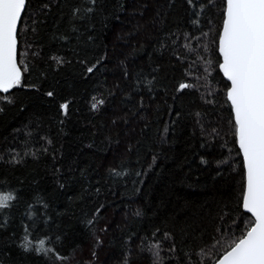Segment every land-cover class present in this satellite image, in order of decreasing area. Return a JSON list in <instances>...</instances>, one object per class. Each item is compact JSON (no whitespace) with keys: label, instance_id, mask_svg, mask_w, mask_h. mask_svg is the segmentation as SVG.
Listing matches in <instances>:
<instances>
[{"label":"trees","instance_id":"16d2710c","mask_svg":"<svg viewBox=\"0 0 264 264\" xmlns=\"http://www.w3.org/2000/svg\"><path fill=\"white\" fill-rule=\"evenodd\" d=\"M224 7L26 0L21 83L0 94V264H214L238 241Z\"/></svg>","mask_w":264,"mask_h":264},{"label":"snow or ice","instance_id":"6c2138e0","mask_svg":"<svg viewBox=\"0 0 264 264\" xmlns=\"http://www.w3.org/2000/svg\"><path fill=\"white\" fill-rule=\"evenodd\" d=\"M25 8L26 0H0V90L4 92L21 83L16 61L17 23ZM223 16L218 49L223 62L219 68L230 81L226 97L234 113L235 135L246 170L242 206L251 218L247 230L218 264H264V0H225ZM13 199L11 193L0 195V209L9 207ZM45 244L40 240L35 250L47 253L50 249ZM22 247L25 251L32 248L27 236Z\"/></svg>","mask_w":264,"mask_h":264},{"label":"water","instance_id":"95a60500","mask_svg":"<svg viewBox=\"0 0 264 264\" xmlns=\"http://www.w3.org/2000/svg\"><path fill=\"white\" fill-rule=\"evenodd\" d=\"M24 11V10H23ZM23 11H22V13H21V17H22V14H23ZM224 19V18H223ZM19 22L20 21H18V23H17V29H18V26H19ZM221 30H222V27H221ZM221 30H220V32H221ZM219 38H218V44H217V53H218V56L220 57V63H222L223 62V59H222V56H221V54H220V52H219ZM16 61H17V56H16ZM17 67H18V64H17ZM19 68V67H18ZM218 69H219V72H220V74H221V76L223 77V79L229 84V87H230V81H228L227 80V78L223 75V73H222V71L220 70V68H219V66H218ZM11 90V89H10ZM9 90V91H10ZM228 90V89H227ZM8 91V92H9ZM7 92H4V91H2V90H0V94H6ZM227 93V92H226ZM226 99H227V97H226ZM227 102L229 103V105H230V108H231V104H230V101H228V99H227ZM231 113H232V116H233V122H234V124H235V120H234V113L232 112V109H231ZM236 139H237V137H236ZM237 147H238V150H239V152H240V154H241V158H242V163H243V169H244V182H245V173H246V170H245V167H244V158H243V154H242V152H241V150H240V148H239V145H238V142H237ZM245 185V184H244ZM241 209H242V211L244 212V213H246V214H248L250 217H251V214L250 213H248L247 211H246V209H244L243 208V206H242V201H241ZM252 219H254V218H252ZM222 258V257H221ZM218 262H219V260L216 262V263H214V264H218Z\"/></svg>","mask_w":264,"mask_h":264}]
</instances>
